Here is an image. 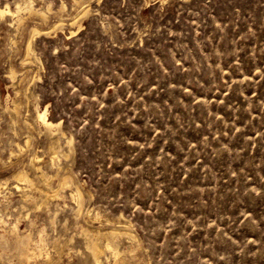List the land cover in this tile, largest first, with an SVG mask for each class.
I'll use <instances>...</instances> for the list:
<instances>
[{
    "label": "rangeland",
    "instance_id": "374dc122",
    "mask_svg": "<svg viewBox=\"0 0 264 264\" xmlns=\"http://www.w3.org/2000/svg\"><path fill=\"white\" fill-rule=\"evenodd\" d=\"M30 1L46 22L0 19V235L19 221L40 250L31 260L0 248V264H48L51 254L53 264H92L82 229L105 231L107 220L136 235L113 243L131 264H264V0ZM34 25L51 32L33 38L26 60ZM34 108L61 123L56 145L68 156L57 163V135ZM28 135L27 150L15 149ZM34 153L54 186L73 182L39 209V194L25 200L13 180L21 168L35 177ZM76 184L88 215L71 197ZM56 238L67 243L60 256Z\"/></svg>",
    "mask_w": 264,
    "mask_h": 264
},
{
    "label": "bare ground",
    "instance_id": "6f19581e",
    "mask_svg": "<svg viewBox=\"0 0 264 264\" xmlns=\"http://www.w3.org/2000/svg\"><path fill=\"white\" fill-rule=\"evenodd\" d=\"M74 1H75L76 5L80 6L82 0H74ZM33 2L30 1V0L18 1V2L15 3L14 7H12L9 3H6V5H2L1 2H0V19H5L7 17H10L15 22V24H17V26L20 27L22 25L23 21H24L23 14L27 13L30 16H35V17L39 18L40 20H42L43 22H46L47 21V17H48L47 14L43 11V9L37 8L36 6H34ZM81 6H82V4H81ZM65 8H66V5L63 2L59 10L63 11ZM48 9L51 10L50 7ZM89 12H90V3L88 2V4L84 5L81 9H79L77 11V13L74 14V16H72V17L70 16V19H69V22H68L69 25L70 26L78 25L80 27L81 26L80 25L81 21L83 20L84 17H86L89 14ZM65 24H66L65 20L63 18H59V19H57V21L54 22V25H52V26H53V29H55V30L58 29L59 30ZM49 32H51V30L44 31V30H41L39 28V26H35L34 25L32 27V29L30 31L31 37H30V40H29V42L27 44V51H26L27 52V54H26L27 58H26V60H29V59L33 58V56L35 55L34 52H33V48H32L33 38L36 37L37 35H41V34H43V35L47 34L48 35ZM52 32H54V30ZM11 73H14V72H11ZM12 78H14V77H12ZM12 102H14V101H12ZM9 108H11V107H8L7 110L11 111L12 109L10 110ZM15 109L16 110L18 109L17 105L15 106ZM34 109H36V108H34ZM29 110H28V113H29ZM34 111H36L35 112L36 113L35 114L36 115L35 118H37L42 123V125L46 128V131L48 133H51L53 137L55 135H57V138L54 141L55 145H52V147H51V149L53 151L52 161L54 162L56 158L59 161L58 158H59L60 154H63V156L67 157L68 154H65V152L62 149H58V146L56 145L59 142H61L60 140L63 139L62 137H65V133L63 132V130L61 128V123L60 122H53L50 118H48V110H47V108L46 109H42V110L37 108ZM33 123H35V122H33ZM24 124H22V125H24ZM56 130H57V133L53 134V132L56 131ZM47 136L50 137L51 135L49 136V134H48ZM30 142H31V137L28 135L27 139H26V141L24 142L23 145L18 143V142L15 143L16 147H17L15 149H17L20 152H24L30 146ZM67 143H70V141L67 140ZM11 151H12V149H11ZM30 153H32V152H30ZM15 154H16L15 151L11 152V156L10 157L14 156ZM18 155H19V152H18ZM27 156H29V155H27ZM41 160H42V158L37 153L32 154V156H31V158L29 160L30 163L28 165H29V167H31L35 171V173H36V174L34 173L35 177H34L33 174H32L33 176H31V174L29 173V171L26 168H21V169H19L16 172L14 171L15 173L13 174V180L16 183L14 187L17 188L18 191L19 190L23 191V193L22 192L21 193L25 197V200H27V201L30 200L29 198L31 197V195H30L29 191H34L37 194H39V196H40L39 198L33 199L34 203L36 205V208H38V209L42 208L43 206H48L51 200L59 198L60 195L62 194L61 192L66 187H68L70 185V183L72 182L71 181L72 179H71L70 176L64 175V176H62L59 179V181L57 182L58 184L56 186H54L52 184L53 176H51L47 172H45L43 167L40 166ZM53 162H51V164ZM54 163H57V162H54ZM57 165L58 166H57L56 170H60V168H62V167L59 166V163ZM2 188H8V181L0 182V193L2 192L1 191ZM74 188L75 189H74V191L72 190L71 197L73 199H75V201L77 202L76 203L77 207H78L77 212L79 214L85 213V214L88 215L90 211L87 210V209L85 210L84 207H83L84 195L82 193L81 188L77 184H76V186ZM81 216H83V215H81ZM98 218H99V215L97 214L96 219H98ZM0 222H4V220L2 219V220H0ZM107 223L110 225V227L107 228V230H105V231H102L101 229H97L95 231H90V229H88V228H83L82 229L83 234L84 233L88 234L90 232L92 234L91 239H90L89 243H87V246H86V248L88 249L87 251H89V253H90L89 257H91L92 264H106V261L108 260L109 257H106V260L104 261L103 255H105L107 251H110L111 255L114 257L115 264L116 263H119V264H131L129 259L124 257V256H122V254L119 252V250L117 249V247L113 243H114V239L119 234H127L133 239H136V235L133 234V231L131 229H129L127 227V225H121L120 224V225L117 226L115 224H112L109 220H107ZM90 226H92V225H90ZM6 230H8V229H6ZM8 231H9V234H8V232H6V233L11 236L12 240H11L10 237H7L6 234H4L2 232L3 234L0 235L1 236L0 237V248H1V250L10 251L11 250L10 246L14 245L15 249L17 251V254H18V256L21 259H31V258L34 259V257L36 256V253H37L36 250H37L39 245H37L36 243L32 242L33 239H32L31 233L30 232H28L26 234L25 233H20L19 221H17L15 224H13ZM43 232H44V229H42L41 232H40V236H41V240L42 241H43ZM66 242H69V240L66 241ZM53 243H55V247L57 248L56 249L57 250V254L60 256V254L63 252L64 247L66 246L67 243H64L60 238H56V240ZM64 251H66V250H64ZM51 255L47 256L48 264H53V262H52L53 259L51 258ZM54 255H55V253H54ZM45 259H43V260H45ZM57 263H58V261H57ZM109 264H111V263H109Z\"/></svg>",
    "mask_w": 264,
    "mask_h": 264
}]
</instances>
